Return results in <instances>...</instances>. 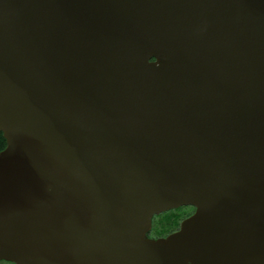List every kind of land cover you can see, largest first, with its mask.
<instances>
[{"label":"water","instance_id":"water-1","mask_svg":"<svg viewBox=\"0 0 264 264\" xmlns=\"http://www.w3.org/2000/svg\"><path fill=\"white\" fill-rule=\"evenodd\" d=\"M0 133V262L264 264V0H0Z\"/></svg>","mask_w":264,"mask_h":264},{"label":"trees","instance_id":"trees-1","mask_svg":"<svg viewBox=\"0 0 264 264\" xmlns=\"http://www.w3.org/2000/svg\"><path fill=\"white\" fill-rule=\"evenodd\" d=\"M6 146V140L2 133H0V152L3 151ZM193 209L192 207H182L156 216L153 219L152 230L149 237L158 239L177 231L181 222L193 213Z\"/></svg>","mask_w":264,"mask_h":264},{"label":"rangeland","instance_id":"rangeland-1","mask_svg":"<svg viewBox=\"0 0 264 264\" xmlns=\"http://www.w3.org/2000/svg\"><path fill=\"white\" fill-rule=\"evenodd\" d=\"M1 264H12V263H7V262H1Z\"/></svg>","mask_w":264,"mask_h":264},{"label":"flooded vegetation","instance_id":"flooded-vegetation-1","mask_svg":"<svg viewBox=\"0 0 264 264\" xmlns=\"http://www.w3.org/2000/svg\"><path fill=\"white\" fill-rule=\"evenodd\" d=\"M194 211H195V209H193V213H194ZM193 213H192V214H193ZM192 214H191V215H192ZM191 215H190V216H191ZM187 218H188V217H187Z\"/></svg>","mask_w":264,"mask_h":264}]
</instances>
